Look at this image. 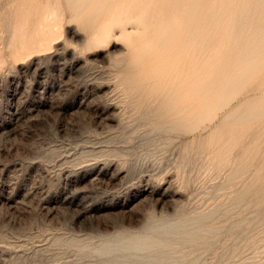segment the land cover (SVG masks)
I'll return each instance as SVG.
<instances>
[{"label": "rangeland", "instance_id": "obj_1", "mask_svg": "<svg viewBox=\"0 0 264 264\" xmlns=\"http://www.w3.org/2000/svg\"><path fill=\"white\" fill-rule=\"evenodd\" d=\"M0 264H264V0H0Z\"/></svg>", "mask_w": 264, "mask_h": 264}, {"label": "bare ground", "instance_id": "obj_2", "mask_svg": "<svg viewBox=\"0 0 264 264\" xmlns=\"http://www.w3.org/2000/svg\"><path fill=\"white\" fill-rule=\"evenodd\" d=\"M22 2V1H21ZM19 3V2H18ZM15 5V4H14ZM17 6V5H16ZM43 6V5H42ZM50 6V5H49ZM15 8V7H14ZM16 8H19V7H16ZM51 9H52V7H51ZM8 10H10V9H8ZM11 10H12V8H11ZM43 10V9H42ZM11 12V11H10ZM51 12V11H50ZM50 12H49V15H50ZM8 13V12H7ZM5 14V13H4ZM10 15L11 16H13V14H9V17H10ZM32 15V14H31ZM55 15V14H54ZM51 16V15H50ZM5 19L7 20V16H5ZM4 20V19H3ZM12 20V19H11ZM32 20H34V19H32ZM5 22V21H4ZM9 22H10V20H9ZM7 26V25H6ZM17 43H18V41H17ZM16 43V45L15 46H17L18 44ZM19 46V45H18ZM20 48V47H19ZM22 48V47H21ZM256 56V55H255ZM228 76V75H227ZM226 76V77H227ZM222 80V79H221ZM220 80V81H221ZM217 94H218V92H217V89H214L212 92H211V94L209 95V96H207V97H204L203 99H201V101H200V103L202 104V105H205V104H207V103H210L211 101H214L215 99L214 98H216L217 97ZM154 110V109H153ZM172 227H166V228H164L163 230L165 231V232H167V233H170L171 231H172Z\"/></svg>", "mask_w": 264, "mask_h": 264}]
</instances>
